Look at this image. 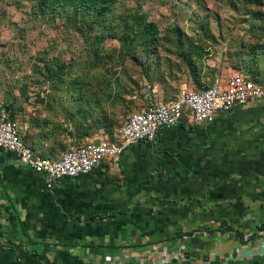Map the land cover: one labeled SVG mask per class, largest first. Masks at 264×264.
Masks as SVG:
<instances>
[{
	"label": "crops",
	"instance_id": "1",
	"mask_svg": "<svg viewBox=\"0 0 264 264\" xmlns=\"http://www.w3.org/2000/svg\"><path fill=\"white\" fill-rule=\"evenodd\" d=\"M127 147L51 189L0 150V264H264V101Z\"/></svg>",
	"mask_w": 264,
	"mask_h": 264
},
{
	"label": "rangeland",
	"instance_id": "2",
	"mask_svg": "<svg viewBox=\"0 0 264 264\" xmlns=\"http://www.w3.org/2000/svg\"><path fill=\"white\" fill-rule=\"evenodd\" d=\"M37 2L0 0V109L37 155L114 138L130 112L182 85L234 72L264 83V0H117L99 23L73 9L41 14Z\"/></svg>",
	"mask_w": 264,
	"mask_h": 264
},
{
	"label": "built area",
	"instance_id": "3",
	"mask_svg": "<svg viewBox=\"0 0 264 264\" xmlns=\"http://www.w3.org/2000/svg\"><path fill=\"white\" fill-rule=\"evenodd\" d=\"M251 100L264 101V83H256L240 72L216 77L203 89L186 88L173 99L143 105L129 113L113 139L104 136L87 140L58 158L37 155L23 141L17 120L0 109V150L14 153L20 164L43 177V189H51L57 180L87 173L104 158H118L127 146L154 140L161 128L180 125L184 120L210 123L218 114ZM143 263L150 264L146 260Z\"/></svg>",
	"mask_w": 264,
	"mask_h": 264
},
{
	"label": "trees",
	"instance_id": "4",
	"mask_svg": "<svg viewBox=\"0 0 264 264\" xmlns=\"http://www.w3.org/2000/svg\"><path fill=\"white\" fill-rule=\"evenodd\" d=\"M116 1L117 0H38L37 7H38V10L41 14H47L48 12H52L54 10H59V9H63V10L64 9H73L74 11H79L83 17L85 15L92 16V19L89 21V23H91V22L99 23L100 21L107 18L108 14L111 10L112 5ZM127 17H128V14L122 18V23L128 29L129 23H128ZM133 17L135 19L143 18L139 14L133 15ZM150 27L151 26L147 24L144 26V29L147 30ZM103 31H107V30L103 28ZM121 40L123 41L125 48L130 49L132 44L135 41V37H134V35L129 36V33L126 32V33H124V36L122 37ZM152 42H153V39L147 37L145 40H143L142 45L144 47L148 48L149 46H147V44L152 43ZM250 54H251L250 61L252 62L251 64L255 65L256 64V58L253 56L254 53L250 52ZM188 63H189V61H188ZM57 72H59V71L57 70ZM245 75H247V74H245ZM247 76L250 79H252L249 75H247ZM253 81H255V80H253ZM255 82L261 83V82H257V81H255ZM208 84L209 83H207L203 87H199L198 89H203ZM10 117L14 118L13 116H10ZM109 138L113 139L112 137H109ZM22 139L26 143V141L23 137H22ZM83 142H85V140L82 141L81 143H79L78 145H76V147L81 145Z\"/></svg>",
	"mask_w": 264,
	"mask_h": 264
}]
</instances>
